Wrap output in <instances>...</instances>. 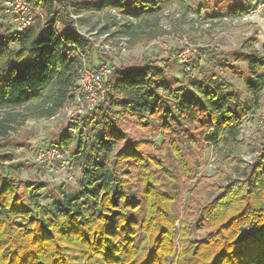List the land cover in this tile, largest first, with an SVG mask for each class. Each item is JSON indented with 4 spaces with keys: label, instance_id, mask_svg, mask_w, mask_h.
<instances>
[{
    "label": "trees",
    "instance_id": "trees-1",
    "mask_svg": "<svg viewBox=\"0 0 264 264\" xmlns=\"http://www.w3.org/2000/svg\"><path fill=\"white\" fill-rule=\"evenodd\" d=\"M25 1L32 21L19 30L3 21L0 0V264H264V137L244 174L218 185L199 207L195 227L203 237L190 236L179 209L180 172L192 181L207 148L229 162L240 158L242 120L262 108L264 44L253 36L242 45L246 98L216 74L177 85L150 62L118 69L104 101L81 118L100 132L84 140L83 132L67 131L55 145L66 154L76 143L78 190L45 204L47 185L22 178L7 141L29 120L55 117L74 100L94 49L79 30L85 15L106 13L103 30L115 27L114 35L138 43L162 35L163 14L185 1ZM232 1L231 17L257 6ZM105 103L103 123L89 118ZM117 116L163 136L167 156Z\"/></svg>",
    "mask_w": 264,
    "mask_h": 264
},
{
    "label": "rangeland",
    "instance_id": "rangeland-1",
    "mask_svg": "<svg viewBox=\"0 0 264 264\" xmlns=\"http://www.w3.org/2000/svg\"><path fill=\"white\" fill-rule=\"evenodd\" d=\"M184 1L185 6L174 4L163 14L160 21L162 35L138 43L131 42L128 37L114 35L115 27L103 30L108 24L106 13L85 15L86 22L83 25L86 26H80L79 30L94 43V49L86 57V66L97 68L102 63L108 64L113 69L107 77L110 85L115 83L116 71L121 67L142 66L145 62L157 66L161 71L158 74L160 77L176 82L177 85H190L216 74L231 81L243 98L248 97L245 81L247 65L240 52L244 42L253 36L258 39V47L264 44V4H260L264 0H238L240 3L258 4L255 10L240 17H231L227 13L229 6L235 4L232 0ZM8 5V0H4L3 7L7 17L3 21L7 25L18 27L19 22L27 19V9L16 5L9 9ZM116 20L121 22L120 16ZM183 56H186L185 61L181 60ZM106 88L108 91L107 83ZM262 95V108L255 116L248 115L242 120L241 139L244 146L240 158L229 162L223 158L219 149L209 147L201 156L200 163L194 166L196 177L192 181H186L185 173L180 172L182 190L179 209L181 219L192 238L199 239L206 234L195 227L199 207L218 192V185L227 184L231 179L242 176L258 155L254 149L259 147L264 137V126L260 125L264 112V91ZM73 106L74 100L55 117L29 120L7 141V149L15 153L16 162L23 166L22 178L47 185L43 191L45 204L52 203L63 193L78 190L81 167L79 160L72 156L76 143L66 153L69 164L64 167L59 163H39L35 158L39 145H57L68 131ZM107 107L105 103L89 118L93 117L103 123V111ZM117 117L121 126L132 136L155 140L151 149L159 155L167 156L165 146L162 147L163 136L153 137L138 129L134 122ZM97 127L94 130V123H89L88 119L80 120L73 135L83 132L85 140L100 132L101 127Z\"/></svg>",
    "mask_w": 264,
    "mask_h": 264
},
{
    "label": "built area",
    "instance_id": "built-area-1",
    "mask_svg": "<svg viewBox=\"0 0 264 264\" xmlns=\"http://www.w3.org/2000/svg\"><path fill=\"white\" fill-rule=\"evenodd\" d=\"M8 4L9 9L13 5L27 9L28 17L26 20L19 22L17 27L19 30H22L30 24L32 21L31 10L25 0H8ZM260 4H264V2ZM256 7L252 10H255ZM181 60L185 61L186 56H183V59ZM112 70L113 69L106 63H102L97 68L84 66L80 70L78 81L79 89L74 97V108L69 115L68 131L75 133L81 118L93 113L100 103L104 101L107 94V77L110 73H112ZM260 125L264 126V112L261 115ZM35 158L39 163L43 164L46 163L53 165L54 163H59L62 167L69 164V159L67 158L66 154L55 145H39Z\"/></svg>",
    "mask_w": 264,
    "mask_h": 264
}]
</instances>
